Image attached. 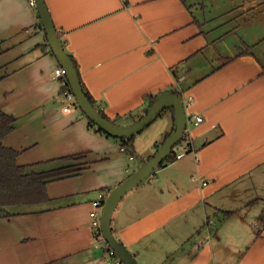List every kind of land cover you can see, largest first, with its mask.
Returning <instances> with one entry per match:
<instances>
[{
    "label": "crops",
    "instance_id": "1",
    "mask_svg": "<svg viewBox=\"0 0 264 264\" xmlns=\"http://www.w3.org/2000/svg\"><path fill=\"white\" fill-rule=\"evenodd\" d=\"M45 1L109 117L128 125L147 96L176 88L188 119L204 118L191 152L119 201L116 237L140 264H264V0ZM40 20L31 0H0V109L17 118L4 143L35 170L76 153L94 159L49 182V200L8 207L0 264H107L93 201L156 152L175 113L122 150L80 106L64 109L61 63Z\"/></svg>",
    "mask_w": 264,
    "mask_h": 264
},
{
    "label": "water",
    "instance_id": "2",
    "mask_svg": "<svg viewBox=\"0 0 264 264\" xmlns=\"http://www.w3.org/2000/svg\"><path fill=\"white\" fill-rule=\"evenodd\" d=\"M35 1L51 48L61 65L67 70V76L79 106L88 117L102 127L107 133L125 138L136 136L154 122L165 109L173 107L175 110L176 123L171 135L160 145L156 152L142 164V166L129 174L110 191L103 207L101 223L105 239L122 257L125 264H140L136 256L116 237L112 227L113 214L122 197L148 178L154 170L158 169L172 154L173 147L182 140L188 120L185 100L182 95L166 91L159 94L154 104L135 123L121 126L108 120L94 107L87 97L81 84L78 71L62 44L58 29L54 24L46 1Z\"/></svg>",
    "mask_w": 264,
    "mask_h": 264
},
{
    "label": "trees",
    "instance_id": "3",
    "mask_svg": "<svg viewBox=\"0 0 264 264\" xmlns=\"http://www.w3.org/2000/svg\"><path fill=\"white\" fill-rule=\"evenodd\" d=\"M39 27L41 29H45L42 19L40 20ZM58 32L62 44L66 49V39L62 36L59 30ZM66 51L78 71L83 89L94 107L97 108L105 118L112 121L113 123L121 126H126L120 124V121L123 118L122 115L111 118L105 113L102 106L97 103L93 95L84 84L77 60L70 52H68L67 49ZM68 88L71 89V85L69 79L67 78L66 84L63 89ZM166 91L177 93L183 96L182 91L176 88H170ZM166 91H161L157 94H151L147 96L146 104L144 105L143 110L140 113L138 112L129 114L132 119L130 120V124L128 125L135 123L140 117H142L143 114L154 104L159 94ZM169 109L175 113L173 107L165 109L163 113ZM88 118L89 124L92 128L118 140L121 146L125 147L124 151L132 154V142L135 136L129 138L113 136L107 133L102 127L97 125L90 117ZM16 121L17 118L14 115L8 114L0 109V216L12 214L8 209V207L11 206L32 205L49 200L50 197L47 192V184L49 182L80 174L84 170V168H86V166L94 159L87 152H82L62 157L59 159L60 164L58 166H54L44 170H35L32 169L31 166L20 164L18 162V155L20 154V151L11 146H7L4 143V138L16 128ZM171 133L172 131L166 133L163 141L157 144L156 150L171 135ZM173 155L174 152H172L167 160L172 159ZM151 156H149V158ZM167 160L164 161L161 166L165 164ZM232 212L233 211H227L226 213L231 214ZM261 220L264 221V214L261 216Z\"/></svg>",
    "mask_w": 264,
    "mask_h": 264
},
{
    "label": "built area",
    "instance_id": "4",
    "mask_svg": "<svg viewBox=\"0 0 264 264\" xmlns=\"http://www.w3.org/2000/svg\"><path fill=\"white\" fill-rule=\"evenodd\" d=\"M31 3H32V5L36 6L35 0H31ZM54 74L56 77L62 78V80L64 82V86H65L66 79L68 78L66 68H64L62 65H59L55 69ZM61 94L63 95V98L65 99V102H64V109L65 110H69L72 107H78L79 106L77 98L73 92L72 86H71V89L70 88H68V89L62 88ZM203 120H204V118L202 115H196L193 120H191V119L187 120V126H186L185 133H184L182 140H180L173 147L174 155L172 157V160H177L179 158H182L186 153L191 152L193 150L192 149V140L193 139H192L191 128L194 126L200 125L203 122ZM121 148H122V150H125V147L122 146ZM156 171H157V169L154 170L149 175V177L156 179L158 177V174ZM109 193H110V191H106L103 189L99 192L98 198L93 201L94 209L90 212V216L92 219L91 226H92V229L96 233L95 234L96 239L98 241H100L101 245H104L106 247V254H107L106 262H107V264H125L124 260L117 253V251L109 245V243L105 239V237L103 235V231H102V223H101L102 212H103L104 203L107 200ZM209 223H215V220L210 219Z\"/></svg>",
    "mask_w": 264,
    "mask_h": 264
},
{
    "label": "rangeland",
    "instance_id": "5",
    "mask_svg": "<svg viewBox=\"0 0 264 264\" xmlns=\"http://www.w3.org/2000/svg\"><path fill=\"white\" fill-rule=\"evenodd\" d=\"M167 115V116H165ZM168 113L164 112V114H162L161 116L158 117V119L155 120L153 125H156L158 123H161V121H163L164 119H166V117H168ZM159 169V168H158ZM18 207H23V206H18ZM18 207H10V209H18Z\"/></svg>",
    "mask_w": 264,
    "mask_h": 264
}]
</instances>
